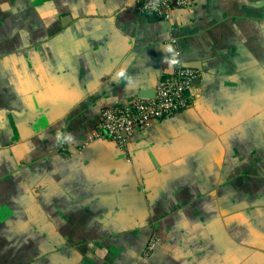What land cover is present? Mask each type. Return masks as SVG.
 <instances>
[{
    "label": "crops",
    "instance_id": "1",
    "mask_svg": "<svg viewBox=\"0 0 264 264\" xmlns=\"http://www.w3.org/2000/svg\"><path fill=\"white\" fill-rule=\"evenodd\" d=\"M258 1L191 0L151 20L135 0H0V264L250 262L219 253L211 217L193 241L183 238L181 257L161 255L182 241L174 230H191L162 218L179 197L162 178L193 181L190 167L206 162L197 155L201 130L189 119L207 99L208 113L224 121L207 143L210 166L225 155L220 206L226 219L264 234V49L247 16ZM176 51L202 67L187 107L135 132L125 148L89 142L102 109L152 95ZM234 86L224 110L208 102L210 92ZM187 140L197 145L180 156ZM152 235L159 243L144 260ZM258 247L253 260L264 263Z\"/></svg>",
    "mask_w": 264,
    "mask_h": 264
},
{
    "label": "rangeland",
    "instance_id": "2",
    "mask_svg": "<svg viewBox=\"0 0 264 264\" xmlns=\"http://www.w3.org/2000/svg\"><path fill=\"white\" fill-rule=\"evenodd\" d=\"M254 0H249L250 4ZM250 8V15L249 13L247 14L248 18L254 22V25L257 26L259 31L258 35V49H264V0H259L258 1V6L255 7V10L251 7V5L248 7ZM263 27V28H262ZM256 28V29H257ZM260 43H263L261 45ZM255 48V47H254ZM253 62H256L254 60ZM258 63H264V56L262 59H259ZM249 64V63H248ZM264 73V72H261ZM252 74L250 73V76ZM263 80H264V75H263ZM264 84V83H263ZM240 89V86L238 88L234 86L232 88L233 91L228 93L225 91L224 88L222 91L217 94H213L210 92V94L207 96V98H210L208 102H211L212 105L215 107L217 106L218 110H224L226 106V95H236V91ZM203 100L200 106V108H195L194 110L198 112L199 116L196 117L195 119H189V122L191 124H194L195 128L199 127L201 136L199 139V146H201V149L198 151L197 155L199 154L201 158H203L206 162L201 164V166H194L190 167L193 169L194 173L197 174V177L193 178V181L189 177L187 181L183 177L184 180L181 181L179 178L177 180L173 181V175L170 173L172 171L173 167L167 166L163 168V173H170L166 174L163 176L162 180L166 181L163 183L166 188H173L177 191H179V197L176 199L178 202L172 206L171 211L165 215L162 216L164 219H169L173 217V221H175V226L176 227H188L191 228V230H180V231H175V234L173 237L175 238H180L177 243H172V252L166 248L164 251L161 252V255H175L178 258L182 256L183 253H186V250H183L181 245H185L183 238L185 240H191L193 241L192 233L199 229L200 227L202 228H209L212 226L211 224L214 223H209L208 220L209 218H213V220H216V228L212 229L210 235L214 237V240L217 243V248L219 253L224 254L230 250L229 253L233 252V255H242V254H247L250 258V262L247 264H264L263 262L260 261H254L253 259V254H256V259L258 254L261 253V251L258 249L259 244L262 246V253L264 254V234L261 232V230H254L251 229L253 226H248L245 223L241 225V223L237 221V219H231L227 218L226 219V214H225V207L220 206L221 201L223 200L224 194H223V189L225 187V181H224V176H225V155L223 149L220 151V161L216 163L215 166H210L208 162L210 161L208 152H207V143L211 140H213L214 137L212 135L217 136L221 130L223 131L224 127V121L220 120L222 124L218 122V120L213 117L214 115L209 114V108L207 104V99H201ZM173 126H179L173 123ZM221 128V129H220ZM191 138V137H190ZM101 141H107L108 143H114L110 140H104V139H99L95 140L94 142H101ZM182 142V141H181ZM128 143V142H127ZM115 147L117 149H120V147L116 144ZM196 146L197 143H193L192 141L180 143V148H179V154L180 156H183L184 154H188L192 152V147L193 145ZM182 162L180 165L177 166L178 169L185 168L186 160L184 162L183 158H180ZM183 163V164H182ZM185 163V164H184ZM153 168V167H152ZM182 170V169H181ZM212 170V171H211ZM212 173L215 174V176H212ZM162 185V183H161ZM162 185V186H163ZM163 186V187H164ZM214 192H217L218 194L216 195ZM221 192L222 196L221 199L218 197L219 193ZM216 195V198H213L211 201L209 198V195ZM212 195V196H213ZM146 202L148 203L151 199L150 198H145ZM144 200V201H145ZM141 200H137L139 203ZM154 203L152 204L154 213L155 212H160L162 208L159 206H155L154 204H158V200L154 199ZM169 202L172 203V200H168ZM150 203V202H149ZM199 207L201 208V211H199ZM138 214V213H137ZM154 217L157 215H153ZM240 217V216H239ZM217 218V219H216ZM229 224H226L228 223ZM208 223V224H207ZM215 226V225H214ZM219 231H221L219 233ZM158 232V231H157ZM173 232V233H174ZM172 233V234H173ZM181 244V245H180ZM187 244V243H186ZM207 245V243H206ZM207 248V247H206ZM156 249V248H155ZM167 250V251H166ZM154 254V252H153ZM152 256V255H151ZM151 256L145 257L142 254V258L144 260H148ZM260 258V256L258 257Z\"/></svg>",
    "mask_w": 264,
    "mask_h": 264
},
{
    "label": "built area",
    "instance_id": "3",
    "mask_svg": "<svg viewBox=\"0 0 264 264\" xmlns=\"http://www.w3.org/2000/svg\"><path fill=\"white\" fill-rule=\"evenodd\" d=\"M191 0H135L136 9L142 13H152L161 19H168L173 8H186ZM179 51L173 59V71L163 78L154 89L151 97H139L126 108L110 106L102 109L98 121L89 137V142L104 139L125 148L130 136L146 128L153 121L167 119L184 110L191 99L194 81L199 72L186 68ZM123 133L126 135L123 136ZM159 243L152 237L143 249V255L149 257Z\"/></svg>",
    "mask_w": 264,
    "mask_h": 264
},
{
    "label": "water",
    "instance_id": "4",
    "mask_svg": "<svg viewBox=\"0 0 264 264\" xmlns=\"http://www.w3.org/2000/svg\"><path fill=\"white\" fill-rule=\"evenodd\" d=\"M149 18L151 20H155V15L150 13L148 14ZM184 67L186 68H191V69H195L197 71H201L202 70V67H201V62L200 61H186L183 63ZM200 83V78H197L195 81H194V85H199ZM154 92V90H153ZM153 92H152V95H153ZM152 95L150 96H147V95H143L144 97H151ZM123 136L125 137L126 135L123 133Z\"/></svg>",
    "mask_w": 264,
    "mask_h": 264
},
{
    "label": "trees",
    "instance_id": "5",
    "mask_svg": "<svg viewBox=\"0 0 264 264\" xmlns=\"http://www.w3.org/2000/svg\"><path fill=\"white\" fill-rule=\"evenodd\" d=\"M152 237H157V238H158V236H156V235H152V236L147 240V242H148ZM147 242H146V244H147ZM146 244H145V246H146Z\"/></svg>",
    "mask_w": 264,
    "mask_h": 264
}]
</instances>
